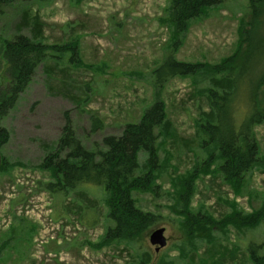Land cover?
<instances>
[{"label":"rangeland","instance_id":"1","mask_svg":"<svg viewBox=\"0 0 264 264\" xmlns=\"http://www.w3.org/2000/svg\"><path fill=\"white\" fill-rule=\"evenodd\" d=\"M170 6V0H33L3 7L2 92L12 83L4 48L18 37L43 46L77 43L82 65H69L70 55L62 62L47 59L15 108L0 119L9 134L0 150L8 164L0 171V264H137L147 253L149 264H252L251 243L261 245L264 254V222L249 231L216 225L207 232L214 233V243L197 242L191 235L198 236L200 227L183 225L176 213L181 212L178 178L195 181L189 206L195 214L216 222L240 213L262 217L264 166L256 167L241 188L224 179L217 160L203 167L207 155L196 129L200 112L208 111L203 96L208 78L176 77L162 89L154 85L159 80L154 71L175 51L178 61L192 64L218 65L233 56L251 28L250 0H226L184 33L172 25ZM25 13L37 20L40 39L34 24L22 21ZM263 24L264 16L256 20L258 29ZM251 35L252 52L264 37L257 30ZM156 102L163 103L175 136L161 144L159 187L134 191L133 198L138 209L159 220L130 244L94 247L114 226L104 187L83 184L68 194L51 193L46 185L54 179L42 164L57 150L69 121L83 145L95 151L106 137H119L127 125L139 123ZM92 115L102 120L103 129L92 131ZM255 134L264 160V124ZM159 228H165L168 245L157 253L150 234Z\"/></svg>","mask_w":264,"mask_h":264},{"label":"trees","instance_id":"2","mask_svg":"<svg viewBox=\"0 0 264 264\" xmlns=\"http://www.w3.org/2000/svg\"><path fill=\"white\" fill-rule=\"evenodd\" d=\"M18 1L33 0H0V15L3 14L4 6ZM170 1L171 23L178 32L184 33L189 30L191 22L226 0ZM249 9L252 18L248 24L251 27L250 33H243L237 52L221 64L181 62L175 58V51L154 71L159 77L154 85L159 89L176 77L198 78L202 75L203 78H208L210 86L203 95L208 101V111L200 112L196 129L198 145L207 155L203 167L209 169L213 159L217 160L224 179L233 186L241 185L240 188L256 167L264 166L255 134V128L264 124V44L259 42L251 52V32L257 30L264 37V24L259 29L256 25V20L264 16V0H250ZM22 21H31L37 29L34 36L40 39L42 33L39 32L37 20H30L29 14L25 13ZM69 55V65L71 62L82 65L78 44L74 42L60 47L43 46L26 37L8 41L2 56L9 64L12 83L7 92L0 90V119L9 109L15 108L20 93L29 87L39 65L51 57L62 62ZM92 127V131L96 132L104 128V123L92 115ZM174 136L172 123L161 102L148 108L139 123L127 125L121 136L106 137L102 142L103 146L95 151L88 150L83 145L69 121L57 150L48 155L42 164L43 170L50 172L54 179L46 188L51 193L68 194L75 192L83 184L104 187L109 217L114 221V226L107 229L100 245L93 246L102 249L115 243L130 244L159 220L158 216L136 207L133 192L159 187L158 177L160 180V173L164 168L161 164V144ZM8 140V132L0 126V150ZM6 167L8 164L3 156L0 171ZM177 183L179 194L176 204L181 212L178 210L176 213L183 218L185 227H200L201 233L198 236L191 235L197 242L214 243V233L207 232L216 225L225 229L233 227L238 231H249L259 228L264 222V216L260 217L258 214L240 213L230 218L225 216L220 222H216L208 214H195L189 207L194 197L195 181L180 177ZM240 188H235L236 194L240 193ZM261 248V245L255 243L249 244L252 264H264ZM150 262L151 256L147 253L137 264Z\"/></svg>","mask_w":264,"mask_h":264},{"label":"water","instance_id":"3","mask_svg":"<svg viewBox=\"0 0 264 264\" xmlns=\"http://www.w3.org/2000/svg\"><path fill=\"white\" fill-rule=\"evenodd\" d=\"M2 165V155L0 152V168ZM150 243L152 246L156 247V252L159 253L161 249H164L167 247L168 241L165 237V228H159L154 230L150 234Z\"/></svg>","mask_w":264,"mask_h":264}]
</instances>
